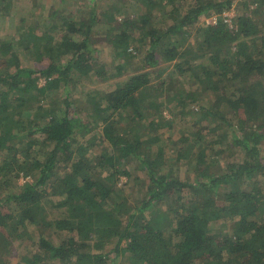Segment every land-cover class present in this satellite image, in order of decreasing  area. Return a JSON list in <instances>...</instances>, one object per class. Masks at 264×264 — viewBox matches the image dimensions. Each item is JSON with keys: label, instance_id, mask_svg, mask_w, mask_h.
I'll use <instances>...</instances> for the list:
<instances>
[{"label": "trees", "instance_id": "16d2710c", "mask_svg": "<svg viewBox=\"0 0 264 264\" xmlns=\"http://www.w3.org/2000/svg\"><path fill=\"white\" fill-rule=\"evenodd\" d=\"M51 1L0 35V264H264V0Z\"/></svg>", "mask_w": 264, "mask_h": 264}, {"label": "rangeland", "instance_id": "374dc122", "mask_svg": "<svg viewBox=\"0 0 264 264\" xmlns=\"http://www.w3.org/2000/svg\"><path fill=\"white\" fill-rule=\"evenodd\" d=\"M240 1H246V0H240ZM38 3L40 4V6H42L41 9H31V7H29V5H27V3L23 4L22 7H19L17 10L18 14H16V16H13L11 18L8 19H0V35L4 36V35H8L11 33H14L17 31V28L19 25L18 21L19 19L25 17V20L28 23H38L41 27H43V25L45 24V21L48 17V11L50 9V6L52 4L51 0H38ZM72 8H74V6L72 5ZM236 8H233L231 11L227 12L225 14V18L227 19V21H231L237 14L236 12ZM26 16H25V15ZM23 15V16H21ZM211 21V19H207L205 22L209 23ZM48 23L45 24L44 27L47 28ZM47 30V29H46ZM105 61L110 62V57L109 54H105ZM44 84V82L42 81L40 83V86H42ZM112 87V85H111ZM109 87V88H111ZM105 87L100 88L101 90H103ZM172 148V146H171ZM226 156V155H225ZM135 177H139L138 173H134ZM141 175V174H140ZM132 185V180L127 181L126 178H123L121 180L120 186L126 187V190H129L131 188ZM26 246V245H24ZM25 247H21L19 249V253L21 254H26L28 253V251L26 249H24ZM31 251V250H30ZM11 264H17V259L12 260Z\"/></svg>", "mask_w": 264, "mask_h": 264}]
</instances>
